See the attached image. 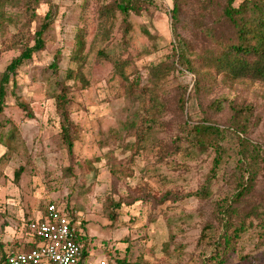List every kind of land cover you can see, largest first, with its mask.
<instances>
[{
  "label": "rangeland",
  "instance_id": "obj_1",
  "mask_svg": "<svg viewBox=\"0 0 264 264\" xmlns=\"http://www.w3.org/2000/svg\"><path fill=\"white\" fill-rule=\"evenodd\" d=\"M112 1L41 0L37 17L26 25H22L27 20L23 9L8 5L5 12L11 20L0 18L1 75L20 54L24 43L19 41L33 44L45 13L49 7L55 11L45 48L15 76V93L30 104L33 117L17 105L12 84L1 115L0 242L16 249L29 242L33 238L29 222L43 216L47 205L55 202L74 215L85 235L84 264H127L138 258L147 264H202L210 252L207 243L200 241L203 227L219 200L234 192L236 138L226 131L225 153L205 199L194 193L203 186L216 153L212 148L175 151V144H188L186 123L208 118L226 130L233 105H252L246 136L264 147V84L229 80L213 72L202 80L205 89L195 92L197 75L175 57L178 37L188 44L189 57L196 60L215 45L203 27H214L218 34L230 30L221 19L227 0H147L139 14L129 16L130 31L125 30L118 12L108 34L103 32L101 8ZM175 5L178 21L172 23ZM79 34L85 43L84 73L89 84L82 87L78 81L67 82L71 117L81 131L70 157L58 139L55 81L74 67L71 56ZM99 50L109 57H99ZM58 52L59 71L55 73L50 65ZM113 60L125 64L128 79L146 90L143 96L138 91L132 96L126 93ZM161 65L166 67L157 82L152 69ZM183 95L186 104L181 110L178 103ZM153 111L156 123L151 119ZM144 131L148 135L141 141ZM161 145L169 151L163 152ZM256 184L244 206L258 205L264 210L263 172ZM166 192L183 198L158 205L144 200L146 193L158 198ZM110 198L126 199L113 209L114 219L106 210ZM127 200L135 201L128 204ZM257 224L254 220L242 232L228 264H264V235Z\"/></svg>",
  "mask_w": 264,
  "mask_h": 264
},
{
  "label": "trees",
  "instance_id": "obj_2",
  "mask_svg": "<svg viewBox=\"0 0 264 264\" xmlns=\"http://www.w3.org/2000/svg\"><path fill=\"white\" fill-rule=\"evenodd\" d=\"M209 1L212 2L214 0ZM235 2L236 0H227L221 14V19H224V22L230 28L229 31L218 34L214 27H203L205 35L212 40L215 45L212 49L196 57V60L193 59L196 62H200V66H196L195 61L193 62L189 57L191 50L188 44L182 42L181 38L178 37L179 43L175 52V57H177V61L183 68L197 75L195 92L200 93L205 89L202 80L211 77L213 72L229 80H248L264 84V0H242L238 4H235ZM146 3L147 0H113L109 4L103 5L101 8V14L105 16L103 32L105 31L109 34L116 13L118 12L122 15L125 30L127 32L130 31L131 24L129 22V16L132 13L139 14L143 9V5ZM40 4L41 0H0V18L2 20H11L10 17L6 15V6L10 5L13 8L19 7L23 9L24 16L27 18L26 21L21 23L22 25H26L27 21L31 23L37 17V10ZM171 16L172 23H176L178 21L177 5L173 8ZM106 17L108 19L113 17V19L108 20ZM54 19L55 11L52 7H49L45 13L43 22L34 33V43L29 44V40H20V43H24L20 54L10 61L0 75V143L2 142L1 132L3 128L1 115L6 106V98L10 84H12V93L15 96L17 105L28 117H33L30 104L22 100L20 96L15 93L14 88L17 86L15 76L17 70L26 61L30 60L36 52L45 48V35L51 28ZM174 30L176 29L174 28ZM80 33H82V29ZM106 38L107 35L106 37L104 36V39ZM75 47L76 51H74L71 56V63L74 67H69L65 72V76L55 81L57 89L55 107L60 121L58 139L60 144L66 148L70 157L74 155L75 143L80 139L81 131L79 125L71 117L70 86L67 82L71 80L78 81L82 87L89 84L84 73L86 61L83 56V49L85 43L81 34L77 35ZM98 56L105 58L109 57L104 50H99ZM59 60L60 52L57 53L53 63L50 65V68H52L55 73L59 71ZM113 61L115 70L125 85L126 93L132 96L138 91V96H143L146 90L139 88L138 82L128 79L124 70L125 64L120 60ZM165 67L166 66L161 65L160 67L155 66L152 69L157 82L161 80ZM185 104L186 99L183 95L178 103L181 110H184ZM216 105H219V102H217ZM232 110L231 124L228 126V129L225 130L221 128L219 125L209 121L208 118H204L193 124L186 123L184 140L187 141L188 144L186 146L183 143L175 144V151H187L189 147L200 150L212 148L216 153L213 165L203 186L194 193L198 198L205 199L210 196L212 181L217 177L218 168L225 153L223 140L225 139L226 131H232L236 138L238 159L235 169L234 192L229 197L219 200L211 220L203 227L200 241L207 243L210 247V252L206 260L202 261V264H228L231 255L236 251V245L242 232L247 230V228L253 224L254 220H258L257 225H259L261 229L260 235H264V210H261L258 205L249 207L244 206V200L254 191L257 185L259 174L261 172L264 173V147L246 136L247 127L253 112V106L244 105L236 107L233 105ZM151 119L154 123L158 121L156 120V111L151 112ZM145 134L148 135V132L144 131L141 133L139 137L141 141L145 138ZM161 150L163 152H168L169 148L166 147V145H161ZM68 171H71V167H68ZM21 172L22 168L16 171L15 175L17 178L20 177ZM181 198H183V196L179 197L172 192H166L158 198L146 193L144 200L158 205L164 204L167 201L176 202ZM123 199L124 200L117 201L110 198L107 200L106 210L112 219L115 217L112 216L113 209L120 208L121 205L126 202V199ZM127 201L129 202L128 204H131L135 200ZM51 203L55 202H50L49 204ZM57 206L63 209V211L71 217L72 222L75 223L74 215L71 212H68L66 208H62L59 205ZM78 230L79 232L76 235V239L84 246L80 264H84V259L87 255L85 235H83L79 228ZM37 243L38 239L34 241L30 240L23 245L21 244V247L16 249L13 248V246L6 248L5 245L0 242V254L6 255L10 251H28L33 249ZM127 264H147V262L142 258H138Z\"/></svg>",
  "mask_w": 264,
  "mask_h": 264
},
{
  "label": "built area",
  "instance_id": "obj_3",
  "mask_svg": "<svg viewBox=\"0 0 264 264\" xmlns=\"http://www.w3.org/2000/svg\"><path fill=\"white\" fill-rule=\"evenodd\" d=\"M28 228L31 240L38 239L37 245L28 251L0 254V264H80L84 246L76 239L78 226L55 203Z\"/></svg>",
  "mask_w": 264,
  "mask_h": 264
}]
</instances>
